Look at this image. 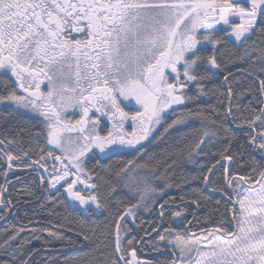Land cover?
<instances>
[{
    "label": "snow or ice",
    "instance_id": "1",
    "mask_svg": "<svg viewBox=\"0 0 264 264\" xmlns=\"http://www.w3.org/2000/svg\"><path fill=\"white\" fill-rule=\"evenodd\" d=\"M217 25L226 27L217 29ZM257 28L264 34V0H0V69L11 72L16 79L11 89L6 88L5 93L0 94V104L26 109L42 117L47 122L46 144L53 146L51 149L40 147L39 159H32L30 149L25 151L16 138L0 137V162H7V169L0 173L5 180L0 185V206L3 208L0 218L11 211L8 207L11 199L4 193L7 192L9 172L14 166H20L14 165L17 161H23L27 168L43 169L47 176L41 174L40 180L46 185L45 191L57 189L64 181L66 187L61 185L64 191L73 201L85 206L86 213L91 205L108 211L110 205L102 203L95 194L97 185L90 183L93 178L85 169L84 158L88 153L98 149L100 153L117 154L147 140L153 127L161 123L166 109L193 99L186 91L189 85H195L199 95L207 94L202 82L226 71L217 59L218 45L224 36L247 44ZM66 29L82 34L81 38L66 34ZM209 45L212 51L205 53L203 49ZM252 51L245 49L238 59H251ZM73 62L75 73L68 75L75 76V86L68 87L63 82V69L65 66L71 69ZM256 62L259 67L253 65L249 75L259 79L258 73H264V47L259 49ZM166 70L170 71L166 73ZM229 77H234L230 71L223 77L229 101L225 119L232 117L235 121ZM45 80L48 82L46 92L41 90ZM17 88L26 95L18 94ZM259 91L261 99L258 103L264 105V79H259ZM121 97L133 99L142 110L126 111L121 106ZM71 108L80 110L79 119L73 121L65 117ZM93 110L112 122L111 129L104 134H101L99 119L90 115ZM188 119L199 120L202 125L197 149L217 136L218 129L211 127L216 121L203 111L182 113L180 120L167 127ZM129 120L132 130L126 131L124 125ZM257 121L261 130L249 136V143L261 159L255 161L253 158L255 163L249 176L255 173L260 177L259 188H249L246 194L237 193L234 188L228 194L229 198L238 196L236 202L240 210L232 217L237 231L229 235L230 229L225 227L224 220L217 229L202 231L195 238L173 235L170 228L163 229L166 236L158 231L162 225L155 226L152 232H157L158 240L164 242L165 247L172 248L175 257L165 264H264V107L247 122L248 127L255 131ZM56 150L60 155H56ZM142 151V148L137 149V152ZM49 158L58 161L59 165L53 163L49 169L45 163ZM222 159L230 161L233 157L222 155ZM142 167L145 165L129 160L117 175ZM208 173H212V168ZM70 176L75 179L69 180ZM158 178L163 179V188L145 184V194L140 196L137 204L123 211L117 210L114 254L105 256L101 264H152L138 259L135 248L129 251L122 247L120 222L133 216V209L140 207L149 194H152L150 203L156 204L165 189L179 187L169 183L163 174ZM234 179L228 178L229 187ZM203 181L207 186L209 175H205ZM240 181L249 183L244 176ZM77 184H84L93 191L86 197L76 189ZM197 191H193L192 197L181 195L180 201L199 207L194 198ZM175 202L173 198L171 203ZM169 203L165 200L159 204L161 218ZM148 206L144 203L145 208ZM172 215L181 218L183 210ZM77 234L85 241L89 240L87 234ZM18 235L17 232L10 236L0 248L10 245ZM49 235L58 236L54 232ZM193 251L195 260L191 257ZM35 254L25 255L20 251L18 257L14 252L12 261L19 259V264H33ZM72 264L80 262L73 261Z\"/></svg>",
    "mask_w": 264,
    "mask_h": 264
},
{
    "label": "trees",
    "instance_id": "2",
    "mask_svg": "<svg viewBox=\"0 0 264 264\" xmlns=\"http://www.w3.org/2000/svg\"><path fill=\"white\" fill-rule=\"evenodd\" d=\"M218 34L223 36V33ZM262 41L264 34L260 33L259 28L251 35L247 44H238L224 36L223 42L218 45L217 59L226 71L202 82L207 94L199 95L195 85H189L186 91L193 99L186 100L183 107H179L170 116H164L160 129L135 148L105 156L88 153L84 158L85 169L93 178L90 183L97 185L95 194L99 195L102 203L110 205L108 211L100 209L99 214H84L70 205L64 187L56 192L45 191L46 185L41 183L39 174L27 171L29 168L23 166V161L14 162V165L20 166H14L16 172H9L7 192L4 195L11 199L8 206L11 211L0 218V244L17 232L19 235L10 245L0 248V264H19V259L12 261V254L16 252L19 257L20 251L25 255L29 252L36 253L33 264H72L73 261L80 264H101L105 256L114 254V218L117 210L123 211L124 208L137 204L140 196L145 194V184L163 188V179L158 178L162 174L169 183L179 187L165 189L164 194L157 198L156 204L150 203L152 194H149L140 207L133 209L131 218L126 217L125 221L120 222L122 247L129 251L135 248L138 259L151 261L152 264H165L172 260V256L170 253H161L171 247H165L164 242L158 240L157 232H152L155 226L162 225L158 231L166 236L164 228L172 229L173 235L189 237L191 233L198 236L202 231L217 229L221 220H224L225 227L230 229L231 234L234 231L232 217L238 196L229 198L228 178L235 177L231 185L232 191L236 189L237 183L255 186L260 179L255 173L249 176L255 161L261 159L259 152H253L249 136L256 135L261 129L258 121L255 131L248 127L247 122L264 107L258 103L261 99L259 79H264V73H258L259 79L249 75L253 65L259 67L256 56L259 49L264 47ZM245 49L255 51H252L251 59L241 61L238 58L244 54ZM203 51L210 53L211 46H206ZM228 71L234 74L229 79L233 87L232 111L237 117L235 121L232 117L225 119L229 101L223 77ZM6 88L12 87L0 77V94L5 93ZM240 93L243 95H239ZM238 95L239 99L236 98ZM200 111L216 121L211 127L218 129V133L210 143L205 141L197 149L202 129L199 120L188 119L173 127L167 126L180 120L182 113ZM42 121L41 118L3 107L0 109V137L16 138L25 151L30 149L32 159H39L40 147L50 149L46 144V123ZM141 148L143 151L137 152ZM13 154L16 155L15 152ZM56 155L59 154L56 152ZM222 155H231L233 159H222ZM50 159L45 162L47 167ZM129 160H135L145 167L133 168L118 176L117 173ZM209 168H212L211 174L208 173ZM6 169V162H0V173ZM205 175H209L207 186L203 181ZM241 176L248 179L249 183L241 182ZM193 177L196 179H192ZM83 178L87 179L85 176ZM4 183V177L0 174V185ZM194 190H198L194 198L198 200L199 207L180 201L181 195L192 197ZM173 198L176 201L174 204L171 203ZM165 200L170 203L161 218L159 204ZM144 203H148V208L144 207ZM181 210V218L173 217V212ZM0 212H3L2 206ZM238 213L237 210L235 215ZM233 222L237 229L234 219ZM50 232L57 233L58 236H51ZM80 232L87 234L89 240L85 241L77 234ZM129 240L132 241L131 245L128 244ZM143 253L159 255V259L145 257Z\"/></svg>",
    "mask_w": 264,
    "mask_h": 264
},
{
    "label": "rangeland",
    "instance_id": "3",
    "mask_svg": "<svg viewBox=\"0 0 264 264\" xmlns=\"http://www.w3.org/2000/svg\"><path fill=\"white\" fill-rule=\"evenodd\" d=\"M233 19H235V18H233ZM216 27H217V29H218L219 25H217ZM223 27H226V26H223ZM229 38H231L233 41H235V40H234V37H229ZM235 42L238 43V44L241 43V42H237V41H235ZM69 73H73V74L75 73L74 65H73V67H72L71 69L66 68L65 77H64V80H63V82H64L68 87H74V86H75V76H74V75H68ZM17 93H18V94H21V95H26L25 93H21L19 90L17 91ZM66 94H69V95H70V93H66ZM120 102H121V106H122L126 111L142 110L141 106H140V105H137L133 99H129V100H124V101H123V100H122V97H121V98H120ZM3 107H10L11 109H13V110L16 111V112H19V113H22V114H25V115H28V116H31V117H37V118H41V119H43L42 117H40V116L36 115L35 113L30 112V111H28V110H26V109H22V108H14L13 106L8 105V104H0V109L3 108ZM127 108H129V109H127ZM168 110H169V109L165 110V112L162 113L163 119H162L161 123H160V124H157V125H155V126L153 127V131H152L151 134H154L155 132H157V131L160 129V127L163 125L164 118H165L164 116H165V114L168 113V112H167ZM80 114H81V112H80V110H79L78 108H71V109H69L64 115H65L66 118L75 121L76 119H79ZM126 122H128V125L126 126L125 130H126V131H131V130H132V122H131L130 120H129V121H126ZM45 123H47V122L45 121ZM257 124H259V122H257ZM111 127H112V126H111L110 124H108L107 129H105V132H106L107 130L111 129ZM100 131H101V129H100ZM48 146L50 147V149L53 147L52 145H48ZM136 146H137V145H136ZM97 150H98V149H97ZM56 152L60 155L59 150H56ZM97 152H99V150H98ZM99 153H100V152H99ZM100 155H103V153H100ZM53 163H55L57 166L59 165V162H58V161H53L52 159H50V160H49V167H48L49 169H51ZM65 163H66V162H65ZM72 171H75V169H72ZM81 178L84 179L83 176H81ZM68 179H69V180H72V179H75V177H74V176H70ZM257 184H258V183H257ZM257 184H256V186H253V188H259V185L257 186ZM63 185H64V184H63ZM64 186L66 187V185H64ZM60 188H61V185H57V189L60 190ZM57 189H53L54 191H52V192H56ZM76 189H77V190H81V194L84 195V196H86V197L91 193V192H88V191H90L89 188H86V191H84L82 185L79 186V184L76 185ZM240 189H241V191H240L239 193H241V194H246V193H247V190H248L249 188L246 187V186H244L242 183H237V184H236V191H237V190H240ZM49 190H50V189H49ZM50 191H51V190H50ZM64 192H65V191H64ZM237 193H238V192H237ZM65 194H66V196H67V198H68V200H69L70 205H71L72 207H74V208H78V209H80L84 214H89V213L99 214V213H100V209H96V208H95V205H91V206L89 207V212L86 213V212L83 210L85 206H81V205H79V202H78V201H73V200L71 199V197L67 194V192H65ZM86 194H87V195H86ZM239 198H243V196H240ZM237 207H238V211H239V210H240V205L238 204ZM234 208H235V207H234ZM236 211H237V210H236ZM129 218H131V216H129ZM236 230H237V229H236ZM189 237H191V238H195V237H193V236H189ZM225 238H227V237H225ZM161 242H162V241H161ZM201 243L203 244L204 241L202 240ZM191 257H192L193 260L196 259V253H195V251H193V252L191 253Z\"/></svg>",
    "mask_w": 264,
    "mask_h": 264
},
{
    "label": "flooded vegetation",
    "instance_id": "4",
    "mask_svg": "<svg viewBox=\"0 0 264 264\" xmlns=\"http://www.w3.org/2000/svg\"><path fill=\"white\" fill-rule=\"evenodd\" d=\"M220 28V25H219V27H218V29ZM65 33L66 34H69V35H71V36H75L76 38H81V35L82 34H80V33H72L71 32V29H66L65 30ZM198 47H199V45H198ZM73 65H74V62H73ZM66 68H68L67 66H65L64 67V69H63V71H64V73H66ZM74 69H75V66H74ZM170 70H166V73L167 72H169ZM174 75V74H173ZM0 77L1 78H3L4 80H6L7 82H9V84L11 85V87L13 86V85H15V83H16V79H15V77L14 76H12V74H11V72H8V71H5L4 69H0ZM181 79H183V77H181ZM170 82H171V79H170ZM20 91L21 93H23L22 92V90H20V89H18L17 88V91ZM41 90L42 91H47L48 90V82H47V80H45L43 83H42V85H41ZM122 100L124 101V99L122 98ZM186 101V100H185ZM185 101H184V103L183 104H180V105H173L171 108H169V110L167 111L168 113L167 114H165V117L166 116H170L175 110H177L179 107H183V105L185 104ZM127 109H129V108H127ZM167 110V109H166ZM90 115L91 116H94V117H97L98 119H99V121H100V125H101V134H104L105 133V129H107V126H108V124H110L111 126H112V122L111 121H109L108 119H107V117H101L100 116V114L99 113H97V112H95V110H93L92 112H90ZM80 116H81V114H80ZM80 118V117H79ZM128 125V122H125V125H124V128H126V126ZM125 150V149H124ZM98 150L97 149H93V151H92V153H97V154H100L99 152H97ZM110 154V153H109ZM105 155H108V154H105V153H103V155L102 156H105ZM258 186V185H257ZM246 187H248V188H253V185H248V186H246ZM229 190H230V193H232V190H231V187H229ZM241 191V189L240 190H237V192H240ZM231 197H232V199H234V195H231ZM237 210H238V207H237ZM234 213V212H233ZM236 213H237V211H236ZM235 213V214H236ZM233 223V228H234V231L233 232H235V231H237L236 230V227H235V225H234V222H232ZM219 234H222V233H219ZM191 236H193V237H195V236H197V235H195L194 233H191L190 234ZM229 235H231V234H229ZM146 245H148V243L146 244ZM165 253H170V255L172 256V259H174L175 257H174V255L172 254V249L171 248H166V249H164L163 251H162V253H161V255H163V254H165ZM143 256H151V257H157L158 259H159V255H153V254H150L149 253V255L147 254V253H143ZM161 257V256H160Z\"/></svg>",
    "mask_w": 264,
    "mask_h": 264
},
{
    "label": "built area",
    "instance_id": "5",
    "mask_svg": "<svg viewBox=\"0 0 264 264\" xmlns=\"http://www.w3.org/2000/svg\"><path fill=\"white\" fill-rule=\"evenodd\" d=\"M5 162H6V160H5ZM6 164H7V162H6ZM13 172H16L17 170H15L14 168H13V170H12ZM27 171H30V172H32V173H37V174H39V175H41V174H44L45 176H47V174L46 173H44L43 172V169H40L39 171H37L36 169H35V166H33L32 168H29ZM64 184V181H61V184L60 185H63ZM86 185L84 186V190L86 191ZM51 190V192L52 191H54L53 189H50Z\"/></svg>",
    "mask_w": 264,
    "mask_h": 264
},
{
    "label": "water",
    "instance_id": "6",
    "mask_svg": "<svg viewBox=\"0 0 264 264\" xmlns=\"http://www.w3.org/2000/svg\"><path fill=\"white\" fill-rule=\"evenodd\" d=\"M256 186V185H255ZM236 210H237V203H235V209H234V213H233V216L235 215L236 213ZM232 222H233V219H232ZM236 232V231H235Z\"/></svg>",
    "mask_w": 264,
    "mask_h": 264
},
{
    "label": "bare ground",
    "instance_id": "7",
    "mask_svg": "<svg viewBox=\"0 0 264 264\" xmlns=\"http://www.w3.org/2000/svg\"><path fill=\"white\" fill-rule=\"evenodd\" d=\"M89 190H91V189H89Z\"/></svg>",
    "mask_w": 264,
    "mask_h": 264
}]
</instances>
